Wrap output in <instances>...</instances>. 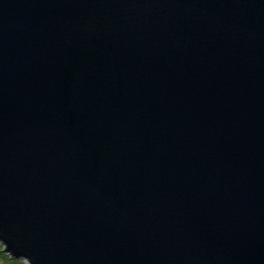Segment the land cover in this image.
Returning <instances> with one entry per match:
<instances>
[{
	"label": "water",
	"instance_id": "95a60500",
	"mask_svg": "<svg viewBox=\"0 0 264 264\" xmlns=\"http://www.w3.org/2000/svg\"><path fill=\"white\" fill-rule=\"evenodd\" d=\"M0 242L264 264V0H0Z\"/></svg>",
	"mask_w": 264,
	"mask_h": 264
},
{
	"label": "rangeland",
	"instance_id": "374dc122",
	"mask_svg": "<svg viewBox=\"0 0 264 264\" xmlns=\"http://www.w3.org/2000/svg\"><path fill=\"white\" fill-rule=\"evenodd\" d=\"M8 255L4 252V246L0 242V264H27V260H15Z\"/></svg>",
	"mask_w": 264,
	"mask_h": 264
},
{
	"label": "built area",
	"instance_id": "2783aa9c",
	"mask_svg": "<svg viewBox=\"0 0 264 264\" xmlns=\"http://www.w3.org/2000/svg\"><path fill=\"white\" fill-rule=\"evenodd\" d=\"M9 256V255H8ZM27 264H28V262H27Z\"/></svg>",
	"mask_w": 264,
	"mask_h": 264
}]
</instances>
